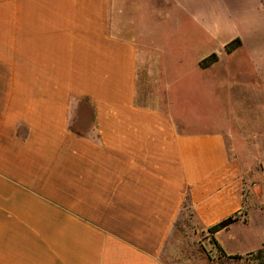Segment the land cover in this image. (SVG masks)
<instances>
[{
	"label": "crops",
	"instance_id": "obj_1",
	"mask_svg": "<svg viewBox=\"0 0 264 264\" xmlns=\"http://www.w3.org/2000/svg\"><path fill=\"white\" fill-rule=\"evenodd\" d=\"M263 11L264 0H0V264H211L177 232L186 211L202 230L237 216L215 239L244 258L206 248L219 264H254L264 233L250 252L231 246L253 200L235 133L195 130L179 100L214 76L217 51L258 34Z\"/></svg>",
	"mask_w": 264,
	"mask_h": 264
},
{
	"label": "rangeland",
	"instance_id": "obj_2",
	"mask_svg": "<svg viewBox=\"0 0 264 264\" xmlns=\"http://www.w3.org/2000/svg\"><path fill=\"white\" fill-rule=\"evenodd\" d=\"M258 31V34L248 35L244 45L231 55H226L223 49L217 51L224 56L214 76L230 85V93L229 86L227 92L218 91L214 76L207 73L195 79L194 90L184 91L179 100L180 109L195 130L231 126L235 133L236 140L229 142V149L240 161L247 191L253 199L250 201V222L242 226V239L231 244L243 253L260 247V236L264 233V212L256 205L264 207V16ZM189 213H184L177 229L179 234L183 232V236L193 239L184 238V244H200L211 264H219L206 248H216L208 230H202ZM255 257L246 256V259L257 264Z\"/></svg>",
	"mask_w": 264,
	"mask_h": 264
},
{
	"label": "trees",
	"instance_id": "obj_3",
	"mask_svg": "<svg viewBox=\"0 0 264 264\" xmlns=\"http://www.w3.org/2000/svg\"><path fill=\"white\" fill-rule=\"evenodd\" d=\"M241 40L240 39H236L233 42L229 43L226 46V50L228 53H233L235 50H237L240 46H241ZM218 55L216 54H212L211 56H209L208 58L204 59L201 61V67L202 68H208L211 65H213L214 63H216L218 61ZM238 220L237 216H232L229 217L228 219L210 227L208 229V233L210 236V240L211 243H213L215 245V247L217 248L218 252L222 255L225 256L229 259H233V260H240L243 259L244 256L241 255H235V256H227V254L224 252V250L221 248V246L218 244V242L215 239V234L225 228H228L231 224H233L234 222H236ZM256 256L254 258V261L257 262V264H264V249H260L258 250L256 253H249L247 256ZM249 259V258H248Z\"/></svg>",
	"mask_w": 264,
	"mask_h": 264
}]
</instances>
